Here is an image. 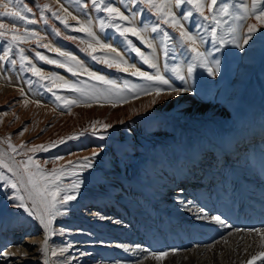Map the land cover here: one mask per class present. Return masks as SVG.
<instances>
[{
  "label": "rangeland",
  "instance_id": "1",
  "mask_svg": "<svg viewBox=\"0 0 264 264\" xmlns=\"http://www.w3.org/2000/svg\"><path fill=\"white\" fill-rule=\"evenodd\" d=\"M87 2L88 8L84 9L75 0H23V4L32 9L31 13H25V15L36 19L37 23L26 24L19 20L13 21L5 16H0V23H15L21 32L24 29H29V35L32 31L38 34V40L33 38L31 42L20 46L25 49L24 55L42 70L45 77L49 75L62 77L68 83L71 81L77 88L88 92H102L110 88L109 85L90 78L83 71H79L78 75H72L66 69L74 67V64L52 51V48H56L75 56L89 71L115 81L116 87L111 89V100L116 103V106L113 107L103 96L98 100L93 99L90 106L84 103L79 105L69 103L72 100L82 101L84 97L61 81L52 82L41 79L38 76H33L30 71L22 69L14 49L10 56L17 60L15 66L6 61H0V141L10 137L11 143L17 147L18 152L25 151L20 149L21 144L31 148L34 145H49L51 142H58L61 139L64 140V143H57L55 147H50L47 151L28 152L27 156H24L12 153L7 143L0 142V159L11 163L7 160V156H14L17 161L31 156L40 163V167L45 172H50L53 168L63 169L59 182L69 192L75 183H79L76 199L64 206L67 211L54 218L52 227L47 233L49 264H67L65 259L69 255H71L69 259L72 258L75 251L76 255L74 256L78 257L87 256V253L92 254L91 258L94 260V264L96 262L97 264H116V262L136 264L141 260L132 259V255H130L131 258H127L129 254L125 253L127 256L123 254L125 248L129 251V246L132 249L140 247L139 249L144 250L145 248L148 256L152 259H154L153 253H169L165 257L166 259L150 260V264H191L181 257L180 260H177L178 253L173 251L172 246L182 243L183 248L179 253L182 257L186 252L193 250V245L208 247V252L213 251L216 244L224 243L225 239L237 230L226 228L225 225L228 224L225 220L222 225L212 217L220 216L223 220L225 219L224 210L234 216L237 211L246 207L249 211L252 210L249 214H253L259 209V206L264 205V188L259 191L252 189V183L257 184L255 179L264 181V175H262L264 161L262 162L260 159L256 160V170L262 173H259L257 178L256 175L250 178L254 179V182H245L246 187L241 186L233 179L229 170L227 172V164L221 165L220 169L224 168L222 176L212 175V177H217L218 186L216 189L219 191V198L225 202L222 204L215 195L211 196L212 198L208 195L216 193L215 190L205 194L202 197L203 200L195 196L194 202L191 201L193 204L192 215L195 213L201 216L187 218L194 221L192 224L185 222L186 218L178 216L173 205L160 202L163 200L160 197V191L162 194L178 189V187L167 188L174 178L171 161L178 162L177 172L180 175L188 174L185 159H188V163H191L192 166V158L199 159L212 149V144L215 143L214 137L218 140L237 137L240 145L245 144L243 143L247 140L245 136L250 135L249 138H252L253 142L249 143L257 144L255 148H258L257 151L263 152L261 157L264 160V151H262L264 150V136L259 135L264 134V28H260L255 34L253 44L254 49H260L256 53L259 57L258 62H255L256 59H250L245 62L246 67L241 70L242 62L238 55L241 50L239 48L231 43H226L223 48L214 44L211 37L214 25L205 21L191 8V5L185 4L180 8L173 7L178 18L181 13L190 10L193 12L191 17L182 20L181 23L192 35L198 37V43L199 37H203L204 42L200 44V51L207 55L208 67H214L213 61L219 60L217 74L209 75L208 68L201 67L197 63L192 76L188 77L186 69L189 63L194 62L193 53L189 52L187 46L181 42L179 31L167 24H159L156 16L149 12L143 4L131 7L129 0H111L126 15H131L132 12L142 13L137 17L136 24L139 27L143 21L149 26V31L144 35L156 46L160 71L173 87L190 89V91L182 93L190 95L200 105L214 106L217 111L231 103L230 113L223 117H213L210 116L211 113L204 115V111H202V115H190L185 111L194 108V103L191 104L188 102L189 100H185V103L167 107L165 106L167 101L162 100V97L157 98L154 95L144 94L143 89L152 86L150 82L131 75L129 72L108 68L104 63L93 60L88 54L91 49H88L86 43L80 42L81 40H90L86 33L70 31L59 19L52 16L54 11L61 19L76 26V21L65 16L61 11V8H66L81 22L91 21L92 30L98 38L116 48L128 64L154 74L155 70L149 68L136 56L132 47L114 28L100 29L99 20L106 19L107 14L94 11L90 0ZM219 3H227L232 13H241L239 5L250 4L251 0H218L217 7ZM44 4H48L51 8V11L44 12L48 19L47 24L40 19V9ZM2 11L4 9H0V12ZM205 13L207 14V9H205ZM218 19L221 21V25L217 29V35H225L228 40L232 39V34L228 32L230 28H242L240 35L243 36L247 33L244 26L254 20L251 18L241 21L233 16H220ZM154 24H159V27L163 28L171 37L166 42L171 53L167 60L162 52L163 34L150 31L151 25ZM259 24L260 22L257 23L258 27ZM54 29L59 30L61 35L57 36ZM65 35L76 37V39H65ZM128 39L132 41L133 46L140 48L146 55L153 54L152 49L144 45L137 37L129 35ZM38 45H49L50 47ZM6 46L7 41L0 38V50ZM93 47L97 51L92 55L98 57L114 55L110 49H100L95 44ZM37 52L50 59L65 63L66 67L45 63L36 56ZM165 63H167V70L164 67ZM255 63L256 67L254 68ZM173 69H178L180 74L184 75L185 80H181ZM125 84L134 86L133 91L129 92L125 88ZM44 85H48V87H44ZM155 86L167 90L166 86ZM21 90H23V94ZM138 90L140 95L137 97ZM56 96L67 97L68 101L63 99L57 101ZM124 97H127L126 101L123 99ZM147 98L156 99V106L153 109L145 110ZM96 121L99 123L93 127V122ZM100 123L110 125V127L105 129L103 125L100 126ZM98 127H101V130H97ZM21 132L23 135L20 134ZM70 137L74 138L70 139ZM94 152L95 156H93ZM5 153L7 155H4ZM241 154L243 155V152ZM84 157L89 158L91 167H82L84 163H87L83 159ZM73 165L80 166L73 167ZM248 165L246 164L245 167ZM0 173L5 177L12 178V174L7 169H0ZM246 173L243 177L240 176V179L246 178ZM210 179L205 178L204 181ZM171 183L174 185L173 182ZM248 188L253 193H246ZM100 189L104 190L99 191ZM223 190L225 194L221 195L220 192ZM151 192L154 195L159 194V197H155L153 200ZM15 195L16 193L11 187L0 181V251H7L9 246H13V244L9 245L12 240L19 241L22 245L26 239L32 237H41V245L45 240L46 233L39 221L29 216L23 209L12 207L14 201L9 197ZM250 196L252 199L249 198ZM208 201L209 203H207ZM94 212L104 216L105 223L109 227L86 226L81 222L85 214L90 215ZM241 214L249 216L245 215V211ZM197 218H202L203 221H196ZM232 219L235 218L232 217ZM214 229L216 230L214 231ZM260 229H264V227ZM210 231L218 234L213 242L198 243V240L194 238L201 232L209 236L212 233ZM114 243L119 244V248L123 249L116 250L113 247L116 246ZM109 244L112 245L110 248L107 247ZM83 245L90 246L81 248L80 246ZM62 249L63 251H61ZM53 251L56 255H52ZM81 251H85V254ZM262 251H264V242H259L249 261H252V257L258 256ZM39 255V261H32L28 264H43L45 257L41 252ZM17 260L18 258H15V261ZM84 260V258H80L79 262ZM260 260L262 258L252 261V264ZM0 262H2L1 257ZM218 263L217 261L216 264Z\"/></svg>",
  "mask_w": 264,
  "mask_h": 264
},
{
  "label": "snow or ice",
  "instance_id": "2",
  "mask_svg": "<svg viewBox=\"0 0 264 264\" xmlns=\"http://www.w3.org/2000/svg\"><path fill=\"white\" fill-rule=\"evenodd\" d=\"M75 2L78 5H81L84 9L88 8L87 0H75ZM90 2L94 11L107 14L106 19L99 20L100 29L104 30L106 27L114 28L115 31L128 42L129 46L132 47V51L135 52L136 56H138L140 60L149 68L154 69L155 72L154 74H151L128 64L127 60L124 59L116 48L112 47L110 44L102 42L98 38L96 33L92 30L91 21L86 23L81 22L66 8H61V11L65 16H68L72 20L76 21V26H72L67 22V20L61 19V17L53 11L52 16L59 19L66 29L74 32L80 31L86 33L90 40H81L80 42L86 43L88 49H91L88 54L93 60L104 63L108 68H116L121 72H129L131 75L140 77L143 80L150 82L152 86L143 89L144 94L154 95V97L160 98L165 95L171 96L172 94L179 96L182 92L190 91L188 88L179 89L173 87L169 83V80L161 73L160 65L157 62L158 57L156 55V46L153 44L152 40L148 39L147 36L144 35V33L149 31V26L144 24L143 21H141L139 27L136 24L137 17L142 15L141 12H132L131 15H126L125 12L122 11L120 7L113 4L111 0H108V2H106V0H90ZM129 3L131 7H137L143 4L149 12H152L156 16L159 24H167L169 27L179 31L181 42L187 46L189 52L193 53L192 59L194 62L189 63L186 69L188 77L192 76L197 63L201 67L208 68L209 75L217 74L219 72V60L213 61L214 67H208L207 55L205 52L200 51V44L204 42L203 37H199L198 43V37L192 35L189 30L185 29L183 23H181L182 20H187L191 17L193 12L190 10L186 13H181V16L178 18L176 13L173 11V7L180 8L185 4L191 5V8L194 9L195 12H197L205 21L212 23L214 25L211 30L212 42L219 45L220 48H223L226 43H231L236 48L244 50V46L249 45V41H253V37L260 30V28H264V0H251L250 4L239 5L241 13L230 12V6L227 3H219V6L217 7L218 0H129ZM0 9H4V11L0 12V16L9 17L13 21L19 20L26 24L37 23L36 19L29 18L25 15V13H31L32 9L26 4H23V0H0ZM205 9H207V14L205 13ZM45 11H51L48 4H44L40 9V19L47 24L48 19L44 15ZM220 16H233L235 19L241 21H247L248 19L254 18L260 22V24L259 27L256 24H246L244 27L247 29V34L243 36L240 35L242 28H230L228 32L232 34V39L228 40L225 35H217V29L221 25V21L218 19ZM159 24L151 25L150 31L153 33L163 34L161 43L164 44V47L162 52L165 60H167L171 53L169 52L166 42L170 40L171 37H169V34L165 32L163 28L159 27ZM29 31V29H24L23 32H21L18 25L15 23H0V38L7 41V46L0 50V61H6L12 66H15L17 64V60L11 58L10 56V53H12L15 49L16 55L19 57L20 67L22 69L30 71L33 76H38L41 79H47L52 82L61 81L71 90L79 92L80 95L84 97L82 101L72 100L69 103H75L77 105L84 103L87 106H90V102L93 99L98 100L101 96H103L104 99L108 100L113 107L116 106V103L111 100V89L116 87L115 81L105 79V77L97 75L95 72H91L87 68H84L81 62L68 52L52 48V51L57 52L59 56L65 57L68 62H72L74 64V67H67L66 69L71 72L72 75H78L79 71H83L90 78L100 81L105 85H109L110 88L105 89L102 92H88L77 88L75 85L69 84L68 81L63 80L62 77L52 75L45 77L42 74V70L37 68L36 65L33 64L26 55H24L25 49L20 46L31 42L33 38H36L37 40L39 39L36 32L32 31L31 35H29ZM54 31L57 36L61 35L59 30L54 29ZM129 35L137 37L144 45L151 48L153 54L151 56L146 55L140 48L133 46L132 41L128 39ZM64 38L72 40L76 39V37L69 35H65ZM94 44L98 45L100 49H110L114 55L111 57H98L92 55L93 52L97 51V49L93 47ZM38 46L50 47L49 45ZM36 56L45 63L55 64L57 67H66L65 63L50 59L39 52L36 53ZM164 67L165 70H167V63H165ZM173 71L181 80H185L184 75H181L178 69H173ZM29 83H31V81H29ZM155 85L166 86L167 90H165V88L156 87ZM44 87H48V85H44ZM125 88L131 92L133 91L134 86L125 84ZM50 90L51 89L49 88V91ZM21 93L23 94V90H21ZM139 95L140 91L138 90L136 92V96L138 97ZM56 99L57 101L62 99L66 102L68 101L67 97L62 98L60 96H56ZM123 99L126 101L127 97H124ZM156 102L157 101L154 98L152 100V104H156ZM25 103L27 104V102ZM98 123V121L93 122V127H95ZM103 127L107 129L110 125L104 124ZM20 134L23 135V132ZM71 138L74 137H70V139ZM0 142L7 143L8 148L12 153L27 156L28 152L34 153L37 151H47L50 147H55L57 143H64V140L61 139L58 142L53 141L49 145H34L31 148H28L25 144H21L19 147L20 149L25 150L23 152L17 151V147L11 143L10 137ZM4 155H7V153ZM95 155L96 153L94 152L93 156ZM83 159L87 161V163H84L82 167H91V161L89 158L84 157ZM7 160L11 163L0 159V169H7V171L12 174V178L5 177L2 173H0V181H3L5 185L11 187L16 193L15 196L9 197V199L14 201L12 207L23 209L29 216L37 219L39 224L44 229L46 236L43 244L40 246V252L45 257L43 264H49L47 259L49 252L47 233H49L52 227L54 218L67 211V208L64 206L70 201L76 199V192L79 188V183H75L69 192L64 185L59 182L60 176L64 171L63 169L53 168L50 172H45V170L40 167V163L34 160L31 156H28L27 159L19 161L15 160L14 156H7ZM79 166L80 165H73V167ZM213 219L219 224H224V220H222L220 216H215ZM250 232H255L262 240H264V230L257 228L250 230ZM117 247H120V245H117ZM61 251H63V249ZM125 251H127V249H125ZM24 254L27 255V252ZM10 255H12V253L8 251H0V256L7 257ZM52 255H56V253L53 251ZM152 255L154 259L162 260L167 257L169 253L161 252L158 254L153 253ZM262 257H264V251L260 252L258 256L252 257V261ZM252 261H249L248 264H252ZM116 264H119V262H116Z\"/></svg>",
  "mask_w": 264,
  "mask_h": 264
},
{
  "label": "bare ground",
  "instance_id": "3",
  "mask_svg": "<svg viewBox=\"0 0 264 264\" xmlns=\"http://www.w3.org/2000/svg\"><path fill=\"white\" fill-rule=\"evenodd\" d=\"M257 23H258V21L254 19L251 21L250 24H256L257 25ZM254 40H255V36L253 37V41H249V45L244 46V50L240 49L241 51H239L238 55L240 56V59L242 62V66L240 67L241 70L246 67L245 62L249 61L250 59H254V60L256 59L255 62L256 61L258 62L259 57H258V54H256V53L259 52L260 49L259 48H257V49L253 48ZM255 67H256V63H255L254 68ZM252 69H253V66H252ZM69 84L74 85V83H72L71 81L69 82ZM153 99L154 98H147L145 110L153 109L156 106L155 104H152ZM162 100L167 101V103L165 104V106H167V107H173L175 104L185 103L186 102L185 100H189L188 102H190L191 104L194 103V108H192L188 111H185V112H187L186 114H190V115H202V111H204V115L211 113L210 116L223 117V116L227 115L228 113H230V107H231V103L226 104L223 107V109H221L220 111H217L214 106H205L203 104L202 105L198 104L197 102H195V100L190 95H187L185 93H181L179 96H177L175 94H172L171 96L165 95L162 97ZM101 125H103V124L100 123V126ZM95 126H97V125H95ZM97 130H101V127H98ZM259 135L264 136L263 133L259 134ZM249 136L250 135L245 136L246 137L245 139H247L245 142H243L245 144H240V145H239L240 142L238 141L237 137L236 138L235 137H231V138L229 137V138H223V139L221 138L220 140H218L216 137H214L215 143L212 144V149L210 151H208L207 153H205L204 155L201 154L202 156L199 159H197V157L192 158L193 159V163H192L193 165L192 166H191V163H188L189 160L185 159V161L187 162V163H185L186 169L188 170L187 171L188 174H185V175L184 174L180 175L177 172L178 168H179V166H177L178 162L177 161H171L172 174L174 173V178L172 179L173 181L171 180V182H173L174 185L170 182L171 184L169 183V185H167V188L172 189L174 187H178V189H176L175 191L170 192V193L168 191H166V193H162V194L160 191V197H162L161 199H163L160 202L168 203L167 205L171 204L170 206L173 205L175 207V209L177 210L178 216H181L182 218H186V219H184V221L189 222L191 224L194 223V221L187 219V218H189L190 216H194V217H196L198 215L201 216L200 214H195V213L192 215V208L191 207L193 205L192 202H194L195 196H197V198L203 200L202 197L205 196V194H208L209 192H211V190H213V191L215 190L216 193H212V194L210 193L208 195H210V197L215 195L216 197H218L217 200L218 201L221 200L222 204H224L225 201L223 199L219 198V191H218V189H216V187L218 186L217 185L218 184L217 177L216 178L212 177V175H217V176L219 175L220 176L221 173L224 172L223 167H222L223 169H220L221 165L227 164V166H228L226 168L227 172L229 170L233 179H235L237 182H239V184L243 187H246L245 182L249 183V181H250V183H251L254 180V179L251 180L250 178H252L255 175H256L255 177L257 178V176H259V173H262L261 171L256 170V160L260 159L262 162L264 161L262 159L263 157H261L263 155V152L257 151L258 148L257 149L255 148V146L257 144L249 143V142H253L252 138L250 139ZM262 151H264V150H262ZM242 152H243V155L241 154ZM249 154H250V157H249ZM246 164H249V165L247 167H245ZM263 169H264V165H263ZM245 172H247L245 174L246 178L240 179V176L243 177ZM262 175H264V172L262 173ZM208 176H211V177H208ZM190 178H192V179L190 180ZM205 178H211V179L209 181H206L207 179L204 181ZM255 181L257 184L252 183V189L254 188L253 189L254 191L262 190L264 188V181L262 179H255ZM206 188H207V190H206ZM102 190H104V189H100L99 191H102ZM232 193L234 194L233 191H232ZM246 193L251 194L253 192L251 191V189L248 188ZM220 194L224 195L225 191L224 190L221 191ZM150 195H151V198L153 200H155V197H157V198L159 197V194L154 195L152 192ZM148 196H149V194H148ZM244 196H246V195L244 194ZM164 197L167 199H165ZM249 198H251V196ZM241 201L243 202L244 200H241ZM207 203H209V201ZM223 210H224V208H223ZM175 211H173V212H175ZM243 211H245V215H249V216H244L243 214H241V212H243ZM250 211H252V210H250ZM250 211L247 209V207L244 209L242 208L241 210L237 211L236 214L234 213L235 214L234 216H232L227 211L224 210L225 214L224 213L223 214L225 216L224 215L223 216L225 219H223V220H225V222L228 224V225H225V227L229 228V229L235 228L237 231H235L234 234L229 235L225 239L226 244H224L225 242L224 243L221 242L222 244L221 243L216 244L213 247V251L208 252V249H209L208 247L205 248V247H201L199 245H197V246L193 245L194 246V247H192L193 250L190 252H186L184 254V257H182L181 254H179V253H181V251H180L181 248H183L182 243L177 244V245H173V246L171 245L173 247V251H175V253H178L177 254V260H180V257H181V258H183V260H187V261L191 262V264H216L217 261L219 262L218 264H248L249 258L256 251L259 242H264V240H262L261 237L258 236L255 232H250V230H252V229L264 227V205L259 206V209L255 212L253 211L254 212L253 214H249ZM89 212H91V211H89ZM112 212H114V211H112ZM112 215H113V213H112ZM232 217L235 219H232ZM230 219H232V220H230ZM198 220H200V222H201L202 218H197L196 221H198ZM105 221L106 220H105L104 216H100V214L98 215V213L94 212V213H91L90 215L85 214V217H83V220L81 222L83 224L85 223L86 226L97 225L100 227H106V226L109 227L108 224L105 223ZM112 228H114V227H112ZM215 230L216 229H214V231ZM262 230H264V229H262ZM214 231L213 232L210 231L212 233L210 235L207 234L209 236H206L203 232L198 233L197 235L194 236V238H196L198 240V243H205V242L208 243L209 241L213 242V240L218 235V234L214 233ZM245 231H247V232H245ZM21 232H23V231L21 230ZM200 238H202V240H200ZM41 240H42L41 237L28 238L24 241L23 245H22V243H19V241L15 242L14 240H12L9 245L13 244V246H9L7 249V251L12 253V255L7 256V257L0 256L1 261H2V262H0V264H28L29 262H32V261L33 262L39 261L40 260L39 252H40ZM15 243H17V245H14ZM100 244H103V243H100ZM115 245L116 246H113V247L116 250L122 248V247L121 248L117 247V244H115ZM87 246H90V245H83L80 247L85 248ZM110 246H112V245H110V244L107 245L108 248H110ZM127 246H129V245H127ZM128 248L131 249V250L129 249L130 252L125 251V250L123 251L124 253L121 251H119V252L123 253V254H125V253L129 254L128 256H127V254H125V256H127V258L132 257V259L137 258L136 261L141 260V261H139V262H141V264H150V260H154V259H152V257L148 256L149 254L147 253V250L144 247H143L144 250L142 248L139 249L140 247L137 249L136 248L132 249V247L129 246ZM125 249H127V248H125ZM131 251H132V254H131ZM25 252H27V255L24 254ZM75 253H76V251L73 254L76 255ZM81 253L85 254V251H81ZM74 255L70 259H69V257L71 255H69L68 258L65 259L67 261L66 262L67 264H92V263L94 264V262H93L94 260L91 258L92 254L90 255L87 253V256H83V257H81V256L78 257V256H74ZM130 255H132V256L130 257ZM92 257H93V255H92ZM15 258H18V260L15 261ZM80 258L81 259L84 258L85 260L83 262H79ZM133 261H135V260H133ZM184 262H186V261H184ZM138 263H136V264H138ZM96 264H97V262H96ZM253 264H264V257H262V260L255 262Z\"/></svg>",
  "mask_w": 264,
  "mask_h": 264
}]
</instances>
